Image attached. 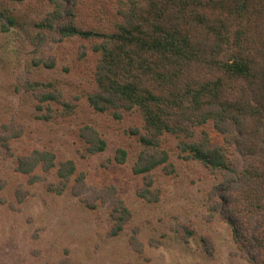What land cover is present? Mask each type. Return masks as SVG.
<instances>
[{
    "label": "trees",
    "instance_id": "1",
    "mask_svg": "<svg viewBox=\"0 0 264 264\" xmlns=\"http://www.w3.org/2000/svg\"><path fill=\"white\" fill-rule=\"evenodd\" d=\"M50 1L54 7L40 23L47 33L38 35V47L57 36L89 41L97 57L90 108L117 120L134 110L143 117L144 133L135 132L142 148L133 173L144 177L138 197L148 204L160 202L158 190H152V173L162 165L171 166L164 138L180 140L181 156L221 178L213 191L212 217L228 225L251 264H264V0H118L111 31L79 26L74 14L78 0ZM10 8L0 0L1 54L2 37L21 26ZM30 87L38 91L42 103L62 100L52 84ZM63 106L64 115L74 111L69 103ZM48 111L53 109L48 106ZM2 130L0 147L10 151L11 141L23 132L15 126ZM80 138L87 155L106 150L105 140L92 125L80 129ZM127 159V152L118 150L117 163ZM17 163V171L30 178V185L44 181L57 168L59 183L50 191L62 195L73 185L72 195L89 209L98 204L107 208L112 237L131 225L132 212L118 190L113 186L92 190L73 160L57 165L52 151L34 150ZM27 195L19 188L18 203ZM174 230L185 237L193 233L181 224ZM139 233L134 228L129 244L143 254ZM205 242L211 253L212 242ZM62 264L74 263L67 259Z\"/></svg>",
    "mask_w": 264,
    "mask_h": 264
},
{
    "label": "rangeland",
    "instance_id": "2",
    "mask_svg": "<svg viewBox=\"0 0 264 264\" xmlns=\"http://www.w3.org/2000/svg\"><path fill=\"white\" fill-rule=\"evenodd\" d=\"M3 1L21 26L2 37L0 132L15 126L23 135L11 141L10 151L0 147V185H4L0 264H62L67 259L74 264H251L234 243L228 225L211 215L220 176L181 156L180 140L167 136L163 148L169 151L171 166L162 165L152 173V190H158L160 202L140 199L137 192L144 186V177L135 175L133 166L142 148L135 134L144 133L141 113L134 110L117 120L90 108L97 57L89 41L57 36L38 47V35L47 33L40 23L54 7L50 0H25L22 5ZM118 7V0H78L75 19L87 30L111 31ZM35 83L52 84L62 95L60 103H42L38 91L30 87ZM64 103L73 107L69 115H64ZM85 124L94 126L105 140L103 153L86 154L80 138ZM120 149L128 154L125 164L116 161ZM34 150L52 151L57 165L73 160L92 190L115 187L132 212L131 225L112 237L107 208L98 204L89 209L72 195L73 185L62 195L51 192L50 186L59 183L57 168L44 181L30 185V178L17 171V161ZM19 188L28 192L22 204L17 201ZM179 224L189 227L192 235L176 232ZM134 228H139L145 245L143 254L135 253L129 244ZM205 239L212 242L211 253Z\"/></svg>",
    "mask_w": 264,
    "mask_h": 264
}]
</instances>
